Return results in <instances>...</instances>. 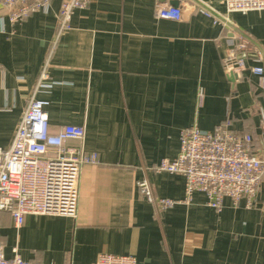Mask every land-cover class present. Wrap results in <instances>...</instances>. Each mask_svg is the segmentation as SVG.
I'll use <instances>...</instances> for the list:
<instances>
[{
	"label": "crops",
	"instance_id": "0c3cea01",
	"mask_svg": "<svg viewBox=\"0 0 264 264\" xmlns=\"http://www.w3.org/2000/svg\"><path fill=\"white\" fill-rule=\"evenodd\" d=\"M171 1L88 0L56 42L59 0L13 25L0 9V146H10L34 94L48 101L51 132L83 126L97 156L81 173L77 217L26 215L17 228L0 213L6 257L16 249L36 264H95L105 252L140 264H264V171L251 207L224 198L216 211L195 192L189 205L157 208L137 188L147 178L157 197L183 198L184 177L153 166L177 156L180 131L193 124L251 134L264 160V85L250 71L264 68V10ZM159 6L179 8L180 19L156 18ZM235 32L250 41L238 56ZM45 61L51 86L34 93Z\"/></svg>",
	"mask_w": 264,
	"mask_h": 264
},
{
	"label": "built area",
	"instance_id": "2783aa9c",
	"mask_svg": "<svg viewBox=\"0 0 264 264\" xmlns=\"http://www.w3.org/2000/svg\"><path fill=\"white\" fill-rule=\"evenodd\" d=\"M51 0H0V9L13 25L36 11H46ZM55 42L70 27L75 10L87 6L88 0H59ZM227 13L264 10V0H224ZM156 18L179 20L181 10L159 6ZM234 56L247 52L250 41L240 32L234 33ZM48 61H45L34 93L48 88ZM244 63L237 61V70ZM263 87L264 68L250 67ZM2 75V72H0ZM264 101V95H263ZM48 101L33 94L7 148L0 146V213H9L19 228L26 215L78 216L81 173L85 166L97 162L95 153L84 147L83 126L67 124L57 132L49 130L46 112ZM260 126L264 128V103L259 109ZM251 134L239 133L226 124L203 130L196 124L182 128L180 147L174 159L164 158L153 166L156 172L184 177L182 199L157 197L147 178L137 181L139 192L155 207L168 208L176 203L189 205L195 192H202L206 204L219 211L224 198L232 206L241 202L255 204L262 181L264 160L251 151ZM6 257L0 243V264H36L21 257L16 249ZM95 264H140L134 256L101 253Z\"/></svg>",
	"mask_w": 264,
	"mask_h": 264
},
{
	"label": "water",
	"instance_id": "95a60500",
	"mask_svg": "<svg viewBox=\"0 0 264 264\" xmlns=\"http://www.w3.org/2000/svg\"><path fill=\"white\" fill-rule=\"evenodd\" d=\"M170 4L173 5V6H177V4H178V0H172V1L170 2Z\"/></svg>",
	"mask_w": 264,
	"mask_h": 264
}]
</instances>
